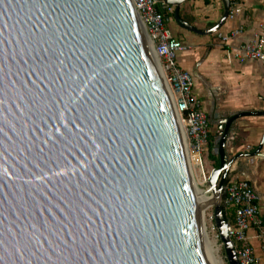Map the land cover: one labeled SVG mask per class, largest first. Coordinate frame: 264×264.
<instances>
[{
  "label": "water",
  "instance_id": "water-1",
  "mask_svg": "<svg viewBox=\"0 0 264 264\" xmlns=\"http://www.w3.org/2000/svg\"><path fill=\"white\" fill-rule=\"evenodd\" d=\"M177 23L201 31L179 14ZM258 114V113H257ZM264 114V113H263ZM218 128L208 193L222 199L236 119ZM0 264H216L177 113L131 0H0Z\"/></svg>",
  "mask_w": 264,
  "mask_h": 264
},
{
  "label": "crops",
  "instance_id": "crops-1",
  "mask_svg": "<svg viewBox=\"0 0 264 264\" xmlns=\"http://www.w3.org/2000/svg\"><path fill=\"white\" fill-rule=\"evenodd\" d=\"M230 7L240 4L241 12L227 17L213 33H197L180 26L174 16V6H167L166 27L186 45L178 55V63L195 77L194 93L200 108L217 113L219 119L236 113L243 115L233 124L227 147L230 156L239 152H253L264 135V62L241 60V47L257 33L263 32L264 0H229ZM224 0H186L179 7L180 17L201 31L214 27L225 12ZM171 9V10H170ZM241 33L228 41L219 34L234 29ZM258 113V114H257ZM218 128L211 123L208 151L204 153L205 168L211 170L220 159L215 152ZM264 153V144L261 150ZM233 175L247 179L258 194L259 214L264 227V156L237 159ZM258 230H249L250 243L261 254ZM264 264V258L262 260Z\"/></svg>",
  "mask_w": 264,
  "mask_h": 264
},
{
  "label": "built area",
  "instance_id": "built-area-1",
  "mask_svg": "<svg viewBox=\"0 0 264 264\" xmlns=\"http://www.w3.org/2000/svg\"><path fill=\"white\" fill-rule=\"evenodd\" d=\"M142 20L155 55L159 71L173 97L172 101L181 121L185 143L190 156L198 161L201 168L199 177L203 184L208 183L211 170L205 168L204 153L208 151L211 136V123L206 111L199 106L194 93L195 77L192 72L178 63V55L186 50V45L175 38L166 27L165 14L158 7L159 0H131ZM171 10V9H170ZM241 12L240 4L230 7L228 17ZM263 32L257 33L241 47V60L252 59L264 62V25ZM241 33L234 29L229 34H219V38L228 41ZM258 194L252 184L245 178L234 176L227 178L222 204L228 213V234L233 241L239 264H262L264 258V227L259 214ZM214 218V215H213ZM258 230L261 239L259 255L250 243L249 230Z\"/></svg>",
  "mask_w": 264,
  "mask_h": 264
},
{
  "label": "bare ground",
  "instance_id": "bare-ground-1",
  "mask_svg": "<svg viewBox=\"0 0 264 264\" xmlns=\"http://www.w3.org/2000/svg\"><path fill=\"white\" fill-rule=\"evenodd\" d=\"M156 60H157V64H158L157 57H156ZM158 69H159V65H158ZM169 93H170V91H169ZM170 96H171V94H170ZM171 98L173 99L172 96H171ZM178 121H179V124H180V128H181V132H182V136H183V140H184V144H185V148H186V152H187V156H188L191 172H193L192 174L194 175L195 173L193 171V167L198 168L199 171L201 170V168H200V166L198 164V161L196 159L192 158L190 156L189 152H188V149H187V146H186V143H185V136H184V133H183V127H182L181 121L179 119H178ZM194 183H195L198 199H199V202H200L201 210H202V213H203V236H204V238L206 240V243H207V245L209 247V250H210V252H211V254L213 256V259H214L215 263L216 264H224V262H223V260H222V258L220 256L219 247L216 245L215 241L212 240L209 237L208 230H207V227L205 226V220H204V217H205L204 209H205L206 205L207 204L214 205L215 203L218 202V200H217L215 195L209 194L207 192L208 191L207 188H206V190L202 189L201 188V186H202L201 183H199L197 181H194Z\"/></svg>",
  "mask_w": 264,
  "mask_h": 264
},
{
  "label": "rangeland",
  "instance_id": "rangeland-1",
  "mask_svg": "<svg viewBox=\"0 0 264 264\" xmlns=\"http://www.w3.org/2000/svg\"><path fill=\"white\" fill-rule=\"evenodd\" d=\"M193 171H194V175H193V179L194 181H197L199 183H201V185L203 184V180L200 179L199 177V169L196 167H193ZM193 173V172H192ZM202 189L206 190V188L208 189V183H205L204 185L201 186ZM204 213H205V226L207 227L208 230V234L209 237L215 241L216 245L219 247V252H220V256L224 262V264H228L225 258V254H224V249H223V244L221 242V240L218 237V232L217 229L215 227V221L213 218L214 215V206L211 204H207L205 209H204Z\"/></svg>",
  "mask_w": 264,
  "mask_h": 264
},
{
  "label": "trees",
  "instance_id": "trees-1",
  "mask_svg": "<svg viewBox=\"0 0 264 264\" xmlns=\"http://www.w3.org/2000/svg\"><path fill=\"white\" fill-rule=\"evenodd\" d=\"M216 166H219V160H217ZM224 212H225L226 218L228 219L230 215H228V213L225 210H224Z\"/></svg>",
  "mask_w": 264,
  "mask_h": 264
}]
</instances>
